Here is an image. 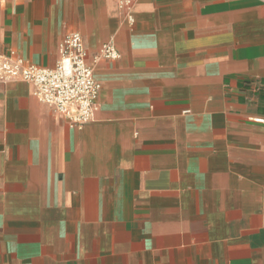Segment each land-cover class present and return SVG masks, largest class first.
<instances>
[{
	"label": "crops",
	"instance_id": "0c3cea01",
	"mask_svg": "<svg viewBox=\"0 0 264 264\" xmlns=\"http://www.w3.org/2000/svg\"><path fill=\"white\" fill-rule=\"evenodd\" d=\"M131 13L0 0V55L54 68L79 33L102 86L78 129L0 81V264H264V0Z\"/></svg>",
	"mask_w": 264,
	"mask_h": 264
},
{
	"label": "built area",
	"instance_id": "2783aa9c",
	"mask_svg": "<svg viewBox=\"0 0 264 264\" xmlns=\"http://www.w3.org/2000/svg\"><path fill=\"white\" fill-rule=\"evenodd\" d=\"M138 0H118V6L132 19V8ZM120 54L113 43H107L93 59L117 60ZM89 54L81 34L65 36L60 57L54 68H39L19 58L14 51L0 55V81L24 82L33 86L34 96L66 118L72 128L90 124L97 110L102 86L88 63ZM264 124V119L256 120Z\"/></svg>",
	"mask_w": 264,
	"mask_h": 264
}]
</instances>
